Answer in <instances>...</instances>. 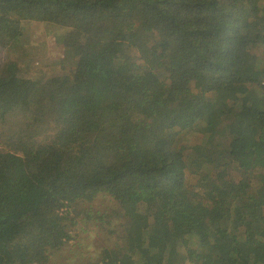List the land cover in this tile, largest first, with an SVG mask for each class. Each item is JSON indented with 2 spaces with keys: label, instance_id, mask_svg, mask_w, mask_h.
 I'll return each instance as SVG.
<instances>
[{
  "label": "trees",
  "instance_id": "16d2710c",
  "mask_svg": "<svg viewBox=\"0 0 264 264\" xmlns=\"http://www.w3.org/2000/svg\"><path fill=\"white\" fill-rule=\"evenodd\" d=\"M24 21L68 28L73 66L0 68V264H47L79 221L122 232L87 264H264V0H0L1 47Z\"/></svg>",
  "mask_w": 264,
  "mask_h": 264
},
{
  "label": "rangeland",
  "instance_id": "374dc122",
  "mask_svg": "<svg viewBox=\"0 0 264 264\" xmlns=\"http://www.w3.org/2000/svg\"><path fill=\"white\" fill-rule=\"evenodd\" d=\"M23 25L28 32L22 40L8 47L0 46V68L7 61H16L21 76L37 81L68 74L73 65L64 59L62 38L69 29L45 22L33 25V22L24 21ZM171 109H174L173 105ZM184 134L181 132L177 136L181 139ZM46 145L49 154L64 149L70 156H75L82 147L79 139L61 129L49 138ZM111 206L107 196H98L92 203L94 211H103ZM115 228L107 224L101 227L90 224L82 226L79 221L75 243L55 251L47 264H87L88 258L96 259L103 248L120 241L122 232L119 228L113 232Z\"/></svg>",
  "mask_w": 264,
  "mask_h": 264
}]
</instances>
